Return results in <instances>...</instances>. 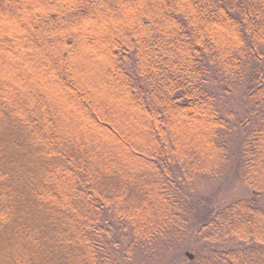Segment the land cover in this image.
<instances>
[{"label":"trees","instance_id":"16d2710c","mask_svg":"<svg viewBox=\"0 0 264 264\" xmlns=\"http://www.w3.org/2000/svg\"><path fill=\"white\" fill-rule=\"evenodd\" d=\"M169 249L264 264V0H0V264Z\"/></svg>","mask_w":264,"mask_h":264},{"label":"rangeland","instance_id":"374dc122","mask_svg":"<svg viewBox=\"0 0 264 264\" xmlns=\"http://www.w3.org/2000/svg\"><path fill=\"white\" fill-rule=\"evenodd\" d=\"M226 172V173H225ZM223 173V175H219L217 177H213V178H207V179H203L202 181L198 182V190L200 191V194L202 195L200 198H204L203 195H210V196H214V197H218L219 193H224L226 191H228V187L227 183L230 182L232 183L233 180H230L228 182H226L227 177H229V175H227V171H225ZM231 188V187H229ZM247 191V190H245ZM238 193V191L234 192V194ZM187 243V241L182 242V244ZM182 249L180 250V258L182 260H184L185 258L187 259H194V255H195V251L194 250H187L185 247H181ZM177 252H175L172 249H169L167 252H165L164 257L161 259L162 262H158V264H175L176 261L173 259V255H175ZM187 253H190L191 255H193V258H190L189 255Z\"/></svg>","mask_w":264,"mask_h":264},{"label":"water","instance_id":"95a60500","mask_svg":"<svg viewBox=\"0 0 264 264\" xmlns=\"http://www.w3.org/2000/svg\"><path fill=\"white\" fill-rule=\"evenodd\" d=\"M189 255L190 258H193V255H191L190 253H187Z\"/></svg>","mask_w":264,"mask_h":264}]
</instances>
